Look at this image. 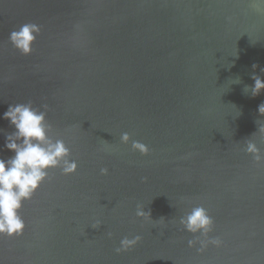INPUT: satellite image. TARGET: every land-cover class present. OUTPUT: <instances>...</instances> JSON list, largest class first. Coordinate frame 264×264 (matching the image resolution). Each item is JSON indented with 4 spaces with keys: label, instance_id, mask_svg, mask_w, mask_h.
I'll return each mask as SVG.
<instances>
[{
    "label": "water",
    "instance_id": "water-1",
    "mask_svg": "<svg viewBox=\"0 0 264 264\" xmlns=\"http://www.w3.org/2000/svg\"><path fill=\"white\" fill-rule=\"evenodd\" d=\"M28 23L39 34L24 55L9 35ZM262 69L264 0H0V117L46 104L78 164L23 204L0 264H264V92L243 91ZM125 132L148 154L121 144ZM196 206L223 241L203 254L179 224Z\"/></svg>",
    "mask_w": 264,
    "mask_h": 264
},
{
    "label": "clouds",
    "instance_id": "clouds-1",
    "mask_svg": "<svg viewBox=\"0 0 264 264\" xmlns=\"http://www.w3.org/2000/svg\"><path fill=\"white\" fill-rule=\"evenodd\" d=\"M39 34V27L35 24H24L18 30H13L9 40L13 46L22 54L31 52V45ZM253 69L257 65L252 66ZM264 72V69L261 70ZM252 86H245L243 91L252 97H257L264 92V78L253 75ZM240 83L239 78L232 81ZM44 110L34 108L32 103L10 104L0 119L9 122L14 129L12 132H3L4 148L12 153L7 159L0 158V238H13L23 233L25 223L20 216V211L26 201L31 200L41 184L49 177V172L59 169L62 175H74L78 164L71 159V150L62 138L53 132L52 125L47 121L46 104L42 105ZM258 112L264 115V103L258 105ZM102 143L109 144L100 139ZM131 142L132 151H138L141 155L148 154V147L139 141L131 140L130 135L125 132L120 136L121 144ZM245 151L255 154L257 161L262 157L258 154L256 145L249 141ZM101 175H107L108 169L102 168ZM136 217L152 219L151 213L145 211V207L137 205ZM179 224L182 228L192 234L194 239L189 240L188 247L196 248L199 254H203L209 246L221 247L223 241L219 237H212L209 233L214 227V220L203 206H196L183 217ZM102 223L96 221L91 225L93 229H100ZM107 238H112V233H106ZM142 237L136 235L132 238L125 236L120 240L119 247L114 249L117 255L135 247ZM197 245L199 247L197 248Z\"/></svg>",
    "mask_w": 264,
    "mask_h": 264
}]
</instances>
